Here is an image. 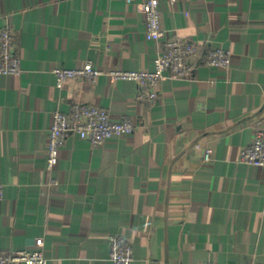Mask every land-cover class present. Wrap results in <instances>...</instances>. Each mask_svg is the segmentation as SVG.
<instances>
[{
  "label": "crops",
  "instance_id": "obj_1",
  "mask_svg": "<svg viewBox=\"0 0 264 264\" xmlns=\"http://www.w3.org/2000/svg\"><path fill=\"white\" fill-rule=\"evenodd\" d=\"M143 1L0 0L21 68L0 76V251L41 239L49 264H110L116 235L131 264H264V168L238 161L264 127V0H159L166 38L200 57L152 104L107 76L55 85L52 70L86 62L151 71L159 44L145 39ZM218 48L231 54L226 69L203 63ZM74 103L127 117L133 131L96 146L69 134L48 171L53 112Z\"/></svg>",
  "mask_w": 264,
  "mask_h": 264
},
{
  "label": "built area",
  "instance_id": "obj_2",
  "mask_svg": "<svg viewBox=\"0 0 264 264\" xmlns=\"http://www.w3.org/2000/svg\"><path fill=\"white\" fill-rule=\"evenodd\" d=\"M167 1L170 4L177 2ZM139 9L144 17L145 39L159 44L151 71H103L91 62H86L80 69L52 70L56 87L62 89L69 81L95 84L100 77L107 76L112 81L135 83L136 100L152 104L157 100L158 88L164 81L186 79L192 72V62L200 57L198 46L183 42L176 36L166 38L160 23L159 0H144ZM17 44L16 34L11 27L0 28V76L10 77L21 73ZM230 58L229 51L218 48L209 51L203 63L208 67L226 69L229 67ZM132 131L133 123L129 118L123 117L113 121L107 110L91 104L74 103L67 113L56 110L53 112L48 133L46 169L52 171L57 166L59 152L69 134H75L80 140L96 146L110 137L129 135ZM196 148L198 149V146ZM210 154L209 150H204V162L210 160ZM238 161L242 165L264 168V127L256 130L252 142L242 148ZM2 197L3 191L0 187V200ZM34 247L31 252L0 251V264H49L42 251L41 239L35 240ZM108 247L110 264L132 263V248L127 240L111 235L108 237Z\"/></svg>",
  "mask_w": 264,
  "mask_h": 264
}]
</instances>
